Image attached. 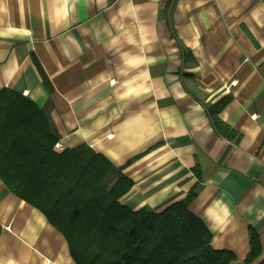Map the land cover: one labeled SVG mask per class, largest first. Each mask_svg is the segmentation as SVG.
<instances>
[{
  "label": "crops",
  "instance_id": "1",
  "mask_svg": "<svg viewBox=\"0 0 264 264\" xmlns=\"http://www.w3.org/2000/svg\"><path fill=\"white\" fill-rule=\"evenodd\" d=\"M49 81V86L45 82ZM45 110L134 181L121 202L189 208L215 249L264 264V0H0V90ZM236 137L216 131L209 107ZM0 264H77L0 178Z\"/></svg>",
  "mask_w": 264,
  "mask_h": 264
},
{
  "label": "trees",
  "instance_id": "2",
  "mask_svg": "<svg viewBox=\"0 0 264 264\" xmlns=\"http://www.w3.org/2000/svg\"><path fill=\"white\" fill-rule=\"evenodd\" d=\"M49 86V81L45 79ZM229 98L209 107L216 131L234 139L219 117ZM59 135L30 97L0 90V178L40 209L67 239L77 264H231L237 256L215 249L205 222L190 211L189 195L162 211L133 210L121 202L134 181L104 154L84 143L58 150ZM249 264L259 255L251 237Z\"/></svg>",
  "mask_w": 264,
  "mask_h": 264
},
{
  "label": "built area",
  "instance_id": "3",
  "mask_svg": "<svg viewBox=\"0 0 264 264\" xmlns=\"http://www.w3.org/2000/svg\"><path fill=\"white\" fill-rule=\"evenodd\" d=\"M56 148H58V145H56ZM235 264H247L245 261L235 262Z\"/></svg>",
  "mask_w": 264,
  "mask_h": 264
}]
</instances>
